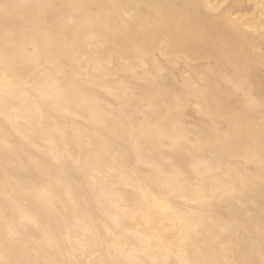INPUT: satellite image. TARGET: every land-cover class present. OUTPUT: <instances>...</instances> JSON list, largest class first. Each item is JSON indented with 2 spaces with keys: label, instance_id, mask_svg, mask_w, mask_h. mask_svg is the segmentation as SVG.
I'll return each instance as SVG.
<instances>
[{
  "label": "bare ground",
  "instance_id": "bare-ground-1",
  "mask_svg": "<svg viewBox=\"0 0 264 264\" xmlns=\"http://www.w3.org/2000/svg\"><path fill=\"white\" fill-rule=\"evenodd\" d=\"M5 2L53 7L12 10L7 23L0 11V90L10 92L0 104V237L10 224L20 233L7 247L0 238V257L176 264L192 251L181 243L192 229L204 258L259 261L264 113L259 106L245 110L243 96L222 80L227 75L258 101L264 98L259 0ZM193 4L201 7H186ZM208 4L224 7L210 12ZM188 12L207 41H173L162 51L159 37L142 30L154 32L158 17ZM138 47L145 51L138 54ZM50 82L64 89L62 100ZM5 140L10 147H3ZM105 148L110 151L103 159L89 163L91 153ZM53 152L83 163L55 185L45 204L38 185L46 178L35 162L48 161ZM117 154L129 169L110 171ZM107 212L121 217L119 254L96 244ZM22 214L37 215L40 230L21 224ZM44 232L59 244L43 242ZM85 236L91 244L81 248L76 240Z\"/></svg>",
  "mask_w": 264,
  "mask_h": 264
},
{
  "label": "snow or ice",
  "instance_id": "snow-or-ice-1",
  "mask_svg": "<svg viewBox=\"0 0 264 264\" xmlns=\"http://www.w3.org/2000/svg\"><path fill=\"white\" fill-rule=\"evenodd\" d=\"M40 7H53L51 4H41L35 5L28 2H17V3H0V11L3 12L5 17L6 23L10 19V13L12 10H20V9H31V8H40ZM189 9H194L197 7H201L200 5H188L186 6ZM224 5H217V4H208L207 8L210 12H218L222 9ZM256 7L260 10L261 16V34L264 36V0H259ZM128 15H132L128 13ZM249 30H253L252 26H248ZM143 31L149 32L150 36L153 40L157 38L160 39L161 49L163 51V47L167 44L172 43L173 41H188V42H200V41H207L208 37L207 34L200 30L199 28H195L191 25V13H181L179 17L173 19H166L158 17L156 24L154 26V32L149 29H142ZM216 46L220 47V42L216 41ZM145 51L143 48H137L138 54H142ZM261 57L264 59V45L261 46ZM235 71L240 72L241 69L239 66H235ZM5 76L7 73L4 74ZM222 80L225 85L229 88H232L237 94H240L244 98V109L245 110H254L257 106H259L262 113H264V98L260 99L259 101L256 99L255 96L250 94L242 84H237L234 79L227 75H222ZM49 90L55 89L56 92V99L57 101L62 100L63 96L61 93L64 91L62 87L55 85L54 83L50 82L48 86ZM41 94H44V91H41ZM10 98V92L7 90H0V104H7V99ZM176 111L181 110V105L179 100L177 101ZM40 118H43V114H40ZM163 119L167 120V117H163ZM137 129L132 126L129 129V134L135 136ZM157 132L160 135H164L165 129L158 125ZM3 147L8 148L10 144L7 140L3 142ZM91 147V146H90ZM227 148V144L225 145ZM104 151H110V149L105 148L102 150L95 151L90 155L94 156V159L90 160L89 163L95 164L96 161L103 159ZM118 155V158L113 160L112 167L110 171H115L116 166L119 165L120 168L129 169V165L126 160ZM139 157V152H138ZM260 162L262 168H264V136L261 139V153H260ZM83 161L79 159H71V163H69L68 159H62L61 156L53 152L50 156L48 161L40 162L36 161V167L40 171V175L43 178H46V182L38 185V194L41 201L45 204L49 202L51 196H53L54 188L57 183H61L64 179L68 178L69 173L75 169L79 170ZM197 171L196 167L193 166V172ZM164 175L165 173H161ZM167 175H176V173H167ZM122 180H127L126 175H121ZM185 182L189 183L192 182L191 176L184 177ZM261 183L264 184V175L261 176ZM195 202V201H193ZM165 209L170 210L167 205H162ZM105 215L108 216L107 221H101L104 225V232H107V236L104 235V232H98L96 234V244L97 246L101 244L108 245L110 251L112 249L117 250V254H119V243H118V233L121 230V217L118 214L107 212ZM21 224H28L32 225L37 231L40 230V222L39 217L37 215H25L22 214L21 217ZM264 230V229H262ZM192 229H189L190 235L185 237V240H182L181 243H185L187 241L191 244L192 251L186 253L187 258L180 257L178 258L176 264H219L218 261L209 260L204 258L203 247L200 245V242L195 238V236L191 235ZM43 242H46L49 246H57L59 244V240L53 239L49 236L47 232L42 233ZM5 247L9 245H14L19 242L20 240V233L17 231V228L14 225H7L4 229V234L2 237ZM71 242V241H70ZM76 244L79 245L81 248H87L91 244V240L85 236L84 239L77 238ZM0 264H51L49 261L43 260H28V261H14L8 260L3 257H0ZM96 264H144L143 261H136L135 259H128L125 260H114V261H98ZM240 264H264V248L261 250L260 260H245L241 261Z\"/></svg>",
  "mask_w": 264,
  "mask_h": 264
}]
</instances>
